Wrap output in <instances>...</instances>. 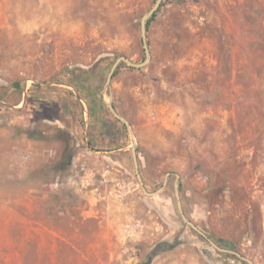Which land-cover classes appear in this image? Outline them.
Instances as JSON below:
<instances>
[{"label":"rangeland","instance_id":"374dc122","mask_svg":"<svg viewBox=\"0 0 264 264\" xmlns=\"http://www.w3.org/2000/svg\"><path fill=\"white\" fill-rule=\"evenodd\" d=\"M155 1L0 0V264H250L181 225L175 173L186 215L264 264V0H162L151 61L106 86ZM108 101L148 191L173 173L157 194Z\"/></svg>","mask_w":264,"mask_h":264},{"label":"water","instance_id":"95a60500","mask_svg":"<svg viewBox=\"0 0 264 264\" xmlns=\"http://www.w3.org/2000/svg\"><path fill=\"white\" fill-rule=\"evenodd\" d=\"M162 4V0H156L154 5L142 16L141 18V34H142V41H143V46H144V51H145V58L142 61H134L131 58L127 57L126 55H121L118 58H116V60L114 61L108 75H107V79H106V86H108L114 76L115 70L117 69V67L120 65V63L124 62L129 66L132 67H136V68H140V67H144L146 66L152 59V54H151V50H150V46H149V41H148V35H147V22L149 20V18L159 9V7ZM107 106L109 107L110 111L113 113V115L119 119L120 121H122L127 129L128 132L132 138V145H131V150H132V155H133V159H134V163H135V170H136V175L137 178L139 180V183L141 185V188L143 189V191L146 193V195L148 196H152L157 194L160 190L164 189L167 185L168 182V177L173 174L172 172H167L166 173V177L164 180L163 185L155 190V191H148V189L146 188L144 179L142 177L141 174V170H140V165H139V160H138V152H137V139L136 136L134 134V131L130 125L129 120L123 116L114 106L112 101H108L107 102ZM176 174V180H175V193H176V198H177V205H178V210L180 212V215L182 217L181 220V225L182 226H186L189 225L192 229L196 230L198 233H200L202 236H204L208 241H210V243L212 245H214L217 249H219L222 252H226V253H232L237 255L238 257H240L243 260L249 261L250 264H254L253 261L251 259H249L248 257L242 255L240 252L234 250V249H230V248H226V247H221L219 246L213 239H211L202 229H200V227L191 219L189 218L186 213L185 210L183 208V204H182V199H181V194H180V184H181V179H180V175L178 173Z\"/></svg>","mask_w":264,"mask_h":264},{"label":"trees","instance_id":"16d2710c","mask_svg":"<svg viewBox=\"0 0 264 264\" xmlns=\"http://www.w3.org/2000/svg\"><path fill=\"white\" fill-rule=\"evenodd\" d=\"M186 1H192V2H202V1H209V0H175V2L178 3H184ZM163 5V2L161 4V6ZM161 6L159 7V9L149 18L148 22H147V30H149L151 23L153 22V20L155 19V17L157 16L158 12L161 9ZM122 64H126L124 62H122L117 69L115 70L114 76L118 73L119 68L122 66ZM97 65H94L90 68L87 69H83V68H79L80 69V74L76 75L77 77H75L74 82L76 85H83L84 88L80 89V92L82 90V92H86V96H87V102L90 108V111L92 113H96L98 111V109L101 107L103 108L104 106V101L101 99L100 95H99V91H100V87H97V90L92 91L91 89H88L89 87H87L89 83L88 78H89V73H92L93 69L96 68ZM76 70H74L75 72ZM19 82L15 81L14 82V86L17 89H20V87L18 86ZM86 89V91H85ZM88 90V91H87ZM72 161V155L70 153H65L63 155V158L60 160V162L58 163V165L56 166V168L59 171H65L66 169H68V167L70 166ZM182 186V183L180 184V187Z\"/></svg>","mask_w":264,"mask_h":264}]
</instances>
